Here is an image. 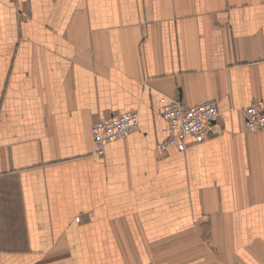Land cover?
<instances>
[{
	"label": "crops",
	"instance_id": "obj_1",
	"mask_svg": "<svg viewBox=\"0 0 264 264\" xmlns=\"http://www.w3.org/2000/svg\"><path fill=\"white\" fill-rule=\"evenodd\" d=\"M163 96L216 102L214 134L157 154ZM255 103L264 0H0V264H264Z\"/></svg>",
	"mask_w": 264,
	"mask_h": 264
},
{
	"label": "built area",
	"instance_id": "obj_2",
	"mask_svg": "<svg viewBox=\"0 0 264 264\" xmlns=\"http://www.w3.org/2000/svg\"><path fill=\"white\" fill-rule=\"evenodd\" d=\"M160 114L166 126L163 130L165 140L157 148V154H165L174 147L180 153L187 149V138L196 143L209 139L215 132L220 120L217 103L206 101L193 107H187L180 99L161 97ZM246 128L250 132L264 130V104L255 103L245 111ZM139 114L136 111L125 112L97 122L91 128L94 153L104 157L106 147L132 133L138 128Z\"/></svg>",
	"mask_w": 264,
	"mask_h": 264
}]
</instances>
